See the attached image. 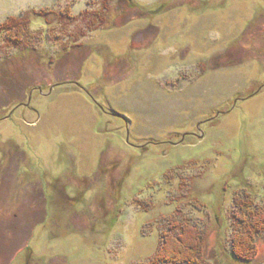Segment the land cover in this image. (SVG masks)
I'll list each match as a JSON object with an SVG mask.
<instances>
[{
	"label": "rangeland",
	"instance_id": "rangeland-1",
	"mask_svg": "<svg viewBox=\"0 0 264 264\" xmlns=\"http://www.w3.org/2000/svg\"><path fill=\"white\" fill-rule=\"evenodd\" d=\"M104 2L105 23L82 18ZM47 9L0 37V264H144L174 218L206 230L207 262L245 264L229 242L237 196L264 204V0H0V24Z\"/></svg>",
	"mask_w": 264,
	"mask_h": 264
},
{
	"label": "trees",
	"instance_id": "trees-1",
	"mask_svg": "<svg viewBox=\"0 0 264 264\" xmlns=\"http://www.w3.org/2000/svg\"><path fill=\"white\" fill-rule=\"evenodd\" d=\"M106 1V0H105ZM108 2L97 11L86 10L82 18L94 25L98 20L105 23ZM30 14L46 19L49 15H58L55 10H28L20 17L11 16L0 24V37H10L9 42L21 44L27 39L31 29ZM61 16H67V8ZM91 26V25H90ZM17 37V39H15ZM233 234L230 238V251L235 261L254 264L258 254L259 241H264V204H257L253 195L246 191L237 196L236 206L231 216ZM166 232L157 252L144 264H212L205 258L206 230L191 220H168Z\"/></svg>",
	"mask_w": 264,
	"mask_h": 264
}]
</instances>
